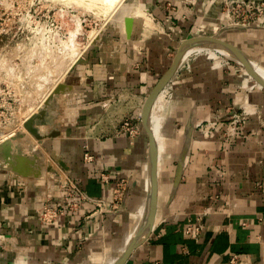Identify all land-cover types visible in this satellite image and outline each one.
I'll list each match as a JSON object with an SVG mask.
<instances>
[{
  "label": "crops",
  "instance_id": "obj_1",
  "mask_svg": "<svg viewBox=\"0 0 264 264\" xmlns=\"http://www.w3.org/2000/svg\"><path fill=\"white\" fill-rule=\"evenodd\" d=\"M222 1L136 0L130 24L91 37L74 59L68 91L54 102L58 119L50 128L59 134L38 150L46 163L0 160V264L114 263L149 189L142 107L183 41L214 34L264 68V24L226 25ZM168 84L154 224L123 264H228L233 253L238 264H264V85L242 61L214 48L183 59ZM243 106L254 112L233 136L224 135L225 119L205 126L217 111ZM129 117L138 123L134 135L121 126ZM121 178L130 186L121 210L99 209L98 199H109ZM67 183L92 200L77 193L63 214H44L45 202L63 204ZM204 211L201 231L186 232Z\"/></svg>",
  "mask_w": 264,
  "mask_h": 264
},
{
  "label": "rangeland",
  "instance_id": "obj_2",
  "mask_svg": "<svg viewBox=\"0 0 264 264\" xmlns=\"http://www.w3.org/2000/svg\"><path fill=\"white\" fill-rule=\"evenodd\" d=\"M135 4L136 0H122L109 10L107 0H0V134L7 136L0 147L12 142L15 161L46 163L45 155L38 154L43 143L24 121L43 109L50 124L38 126L43 132L50 130L58 119L54 102L64 96L53 93L54 88L68 80L77 59L104 27H119L126 18L124 24H130ZM168 86L162 89L171 99L173 88ZM46 157L51 161V155ZM64 179L65 174L60 180Z\"/></svg>",
  "mask_w": 264,
  "mask_h": 264
},
{
  "label": "water",
  "instance_id": "obj_3",
  "mask_svg": "<svg viewBox=\"0 0 264 264\" xmlns=\"http://www.w3.org/2000/svg\"><path fill=\"white\" fill-rule=\"evenodd\" d=\"M125 21H126V19L124 20V22ZM231 26L239 27V26H248V25H231ZM130 30H132V29H128L127 27L125 28L126 33L130 34ZM206 42H211V43L219 45L218 48L221 47V49H223V52H225L226 54L242 61L248 68L251 69L254 76L257 78V80L260 81L264 85V77L258 71V65L237 45H235V44H233V43H231V42H229L223 38H220L219 36L214 35V34L197 35V36L191 37V38L183 41L180 48L177 50V52H176V54L172 60V63L167 68V70L164 72V74L160 78L159 82L154 86V88L147 95L145 102L143 104V107H142V112H141V121L144 125L145 130L147 131L148 138H149L148 154H149L150 176H149V189L147 192L146 201H148L149 197H151L152 199H151L150 208L148 210V213H149L148 217H150V220L148 223V228H147L146 232L139 239H137L133 244L128 245L122 251V253L118 256V258L114 261L113 264H123L124 261L127 259V257L131 254V252L138 245H140L144 240L147 239V237L149 236V234L152 230L153 224H154L156 203H157L158 145H157V138H156V136H154V134H153V132L149 126L148 119H147L149 108H150L151 104L153 103L154 99L156 98L157 94L159 93V91L162 89V87L165 84L168 83L172 74L174 73L176 68L179 66L180 58L183 55L184 51L192 45H200V44H203ZM212 48H214V47H212ZM218 48H214V49H218ZM68 89L69 88L65 82H62V83L60 82L57 84L56 88H54L53 93H59V92L64 93V92L68 91ZM43 114H44L43 109L42 110L40 109L37 112V115H32V116L26 118V120L24 121V126L40 142H42L43 139H46L47 137L59 134V130H57L55 128H50L49 131H45V132L40 130V128L38 126L39 124H47V125L50 124V120H46L43 117ZM11 143L12 142H10V141H5L2 144V146L0 147V150L2 151L1 153L5 154V156L2 157L3 159L0 157L1 158L0 160L4 161L5 163H8V164L13 162V160H16V158L13 156V154L15 155L16 152L14 151V148H13ZM21 159H24V158L22 157ZM146 216H147V214H145V218H146Z\"/></svg>",
  "mask_w": 264,
  "mask_h": 264
},
{
  "label": "built area",
  "instance_id": "obj_4",
  "mask_svg": "<svg viewBox=\"0 0 264 264\" xmlns=\"http://www.w3.org/2000/svg\"><path fill=\"white\" fill-rule=\"evenodd\" d=\"M222 11L221 15L225 19L226 25H262L264 24V0H223L222 1ZM169 85V84H168ZM170 87V86H169ZM254 111L248 106H243L241 108H226L223 110L217 111V114L212 120H209L205 123V126L213 125L219 119H225L226 128L224 135L226 138L236 134L240 126L249 118L250 114ZM140 121V116H139ZM123 130L127 131L130 135L138 132V123L133 124L132 118H125L121 124ZM4 135V134H3ZM0 134V140L4 138ZM10 135V134H9ZM8 135V136H9ZM7 137V136H6ZM92 154L89 152H84V158L86 160H92ZM66 185V194L65 201L63 204L58 202L43 204L44 214H49L50 217L56 216L57 214H63L67 204H76L77 203V193L80 198H85L92 200L89 196L84 194L81 190L75 187L72 184ZM130 187L126 179H119L112 187L111 197L109 199L100 198L97 201L99 209L105 211H118L121 210L122 198L125 190ZM104 207V208H103ZM208 211L202 212L200 218L196 219L195 226L188 225L186 227V232H196L199 233L202 229V215H206ZM49 217V218H50ZM239 254L233 253L229 260L228 264H238Z\"/></svg>",
  "mask_w": 264,
  "mask_h": 264
},
{
  "label": "bare ground",
  "instance_id": "obj_5",
  "mask_svg": "<svg viewBox=\"0 0 264 264\" xmlns=\"http://www.w3.org/2000/svg\"><path fill=\"white\" fill-rule=\"evenodd\" d=\"M107 1H108V9L111 10L113 8V6L115 7L122 0H107ZM136 12H137V14H142L140 12V10H138ZM212 47L218 48L219 45L211 43V42H206V43H203V44H200V45H192V46L188 47L184 51L183 55L180 58V63L182 62L183 59H185L187 57V55L189 53H191V52H201L202 50H206L207 51V49L212 48ZM218 49L223 51V49H221V47L218 48ZM78 50H80V49H78ZM258 71L264 77V68L261 67L260 65H258ZM165 87L168 88L167 86H165ZM163 91H164V89L159 91V93L157 94L156 98L154 99L153 103L151 104V106L149 108L148 116H147L149 126H150L154 136H156V138L158 139V143L159 144H161L160 136H161V130H162V122H163V119H164V117L166 115V112H167V109H168V106H169V103H170L169 97H166L168 95V93L165 96ZM151 199L152 198L149 197L148 201H146V204L144 205V207L142 209V212L140 210L138 212L139 215L137 213V216H139V219L137 220L138 224H137V226H136V228L134 230V234L131 237V240H130V238L128 239V241H127V243L125 245V248H126V246L128 244L129 245L133 244L137 239H139L146 232V230L148 228V223H149V220H150V217H148L149 216L148 210H149L150 205H151ZM145 214H147L146 218H145ZM125 248H123V250ZM123 250H121L119 252L118 256L122 253ZM112 259H113V256L110 258V261ZM14 263L15 264H23L22 260H17Z\"/></svg>",
  "mask_w": 264,
  "mask_h": 264
}]
</instances>
